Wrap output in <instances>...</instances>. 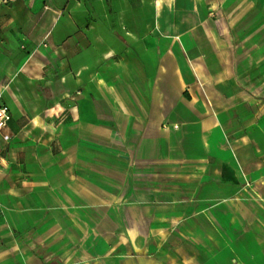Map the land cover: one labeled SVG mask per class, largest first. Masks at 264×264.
I'll list each match as a JSON object with an SVG mask.
<instances>
[{"label":"crops","instance_id":"crops-1","mask_svg":"<svg viewBox=\"0 0 264 264\" xmlns=\"http://www.w3.org/2000/svg\"><path fill=\"white\" fill-rule=\"evenodd\" d=\"M42 1L0 0V264H264V0H231L215 53L185 17L142 41L121 24L125 47L106 29L99 57ZM34 31L40 78L17 72Z\"/></svg>","mask_w":264,"mask_h":264},{"label":"rangeland","instance_id":"rangeland-1","mask_svg":"<svg viewBox=\"0 0 264 264\" xmlns=\"http://www.w3.org/2000/svg\"><path fill=\"white\" fill-rule=\"evenodd\" d=\"M215 1L220 3L216 8L215 6H210ZM198 2L199 0H164L159 8L156 0H110V3H107L106 0H44L41 2L42 16L37 21L39 24H44L45 27L57 23L59 26L57 37L63 35L65 42L69 40V47L72 46V42H78L74 51H78L79 56H93L94 51H96L95 57H99L102 55L103 50L107 49L106 47L110 45H102L99 42L102 40L100 35L105 36L104 31L106 29L112 30L111 37L114 41L125 47L127 45L131 46V44L124 41L120 42V35L116 30H118L121 24L128 30L138 31L135 34L138 40L142 41V39L151 40L153 36L157 38L164 36L163 32L150 33L143 31L149 28V26L180 24L184 21L185 17H191V24L193 25L199 23L200 19H204V23L202 24L204 30L197 33L196 36L200 35L204 42L202 44L204 53H215V50L212 49V44H215V40L218 37L224 36L225 42L227 39L230 40L229 37L232 32V1L206 0L207 4H204L201 8L202 13L199 12L200 7ZM49 12L51 13L49 16H43V13ZM88 25L95 27V33H93V30H91L90 34L88 33ZM89 36L90 40L92 36H95L92 39L94 41L91 40V48H95H93V52L89 49L87 50ZM30 39L29 45L23 41L20 42L24 47L20 50L18 56L20 59L27 58L28 60L19 66L20 68L17 69V72L40 78L47 69H54L55 67L50 62L43 64L46 60H50V57H43L40 53L45 49L52 50L51 47L47 46L50 38L47 35L45 36L44 33L34 31ZM110 40L112 41V39ZM107 41L109 42V40ZM228 45L230 49V43ZM69 54H71V51L64 50V55ZM210 58L212 65H208V70L213 73L215 70L219 71V68L222 66L219 62L222 59H216V57ZM98 65H96V68H98ZM62 70H64L62 73L69 72L71 64L64 66ZM53 81L55 82V79ZM31 82V84H37L33 80ZM40 82L41 84H46L44 79H41ZM20 84L24 86L25 83L21 81ZM56 88H60L59 85L56 84Z\"/></svg>","mask_w":264,"mask_h":264},{"label":"built area","instance_id":"built-area-1","mask_svg":"<svg viewBox=\"0 0 264 264\" xmlns=\"http://www.w3.org/2000/svg\"><path fill=\"white\" fill-rule=\"evenodd\" d=\"M10 118L11 116H10L8 108L0 106V131H2L7 126Z\"/></svg>","mask_w":264,"mask_h":264},{"label":"bare ground","instance_id":"bare-ground-1","mask_svg":"<svg viewBox=\"0 0 264 264\" xmlns=\"http://www.w3.org/2000/svg\"><path fill=\"white\" fill-rule=\"evenodd\" d=\"M163 2H164L163 0H157V5H158L159 8L161 7V5H162ZM127 35H129L131 37H135L132 33H128ZM106 56L107 57H112L113 56V53L112 52L111 53L108 52ZM35 121H37V120H35Z\"/></svg>","mask_w":264,"mask_h":264}]
</instances>
